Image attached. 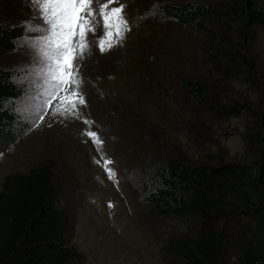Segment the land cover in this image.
Returning <instances> with one entry per match:
<instances>
[{
  "label": "rangeland",
  "instance_id": "374dc122",
  "mask_svg": "<svg viewBox=\"0 0 264 264\" xmlns=\"http://www.w3.org/2000/svg\"><path fill=\"white\" fill-rule=\"evenodd\" d=\"M162 1L174 0H119L112 5L125 6L129 30L108 51L93 43L77 62L86 103L75 112L69 108L75 86L50 98L51 86L34 65L29 43L36 34L22 37L14 52L0 55V66L28 73L23 79L30 91L18 104L20 112L32 120L43 113L14 145L0 147V190L6 175L26 173L46 157L56 159L53 173L66 186L61 206L74 221L71 243L85 264H165L171 258L163 250L171 237L165 221L148 216L149 205L135 187L148 156L160 160L180 154L194 164L246 156L245 115L221 121L185 115L178 106V77L206 71L198 65V36L156 14ZM258 2L264 10V0ZM36 15L31 0H0V23L39 25ZM251 53L264 72V27ZM230 87L233 99H254L247 86ZM40 92L44 96L37 99ZM189 124L200 127L194 131Z\"/></svg>",
  "mask_w": 264,
  "mask_h": 264
},
{
  "label": "trees",
  "instance_id": "16d2710c",
  "mask_svg": "<svg viewBox=\"0 0 264 264\" xmlns=\"http://www.w3.org/2000/svg\"><path fill=\"white\" fill-rule=\"evenodd\" d=\"M156 14L198 36L201 76H179L178 106L185 115L225 121L245 115V158L191 163L176 154L148 156L136 178L151 219L165 221L170 239L165 264H264V72L251 46L264 27L258 0L162 1ZM30 35L25 25L0 23V55ZM28 73L0 66V147L14 145L35 125L19 110L28 95ZM238 83L253 100L227 92ZM37 99L44 96L36 94ZM197 130L200 126L189 124ZM46 157L26 173L4 177L0 190V264H85L71 243L73 216L63 206L66 189Z\"/></svg>",
  "mask_w": 264,
  "mask_h": 264
},
{
  "label": "snow or ice",
  "instance_id": "6c2138e0",
  "mask_svg": "<svg viewBox=\"0 0 264 264\" xmlns=\"http://www.w3.org/2000/svg\"><path fill=\"white\" fill-rule=\"evenodd\" d=\"M36 19L41 24L25 22L26 30L36 34L30 41L34 65L39 66L41 74L50 84L51 93L69 91L75 99L69 101V108L75 112L79 105L86 103L79 91L82 80L79 78L78 61L95 43L99 51L105 52L118 44L126 31L128 22L123 13L125 6H112L119 0H31ZM97 36L93 41L90 37ZM96 138L95 133H89ZM109 178L114 173L109 169Z\"/></svg>",
  "mask_w": 264,
  "mask_h": 264
}]
</instances>
